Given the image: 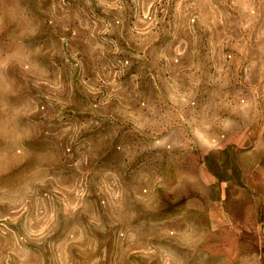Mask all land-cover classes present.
<instances>
[{
  "label": "rangeland",
  "instance_id": "rangeland-1",
  "mask_svg": "<svg viewBox=\"0 0 264 264\" xmlns=\"http://www.w3.org/2000/svg\"><path fill=\"white\" fill-rule=\"evenodd\" d=\"M263 247L264 0H0V264Z\"/></svg>",
  "mask_w": 264,
  "mask_h": 264
},
{
  "label": "crops",
  "instance_id": "crops-1",
  "mask_svg": "<svg viewBox=\"0 0 264 264\" xmlns=\"http://www.w3.org/2000/svg\"><path fill=\"white\" fill-rule=\"evenodd\" d=\"M262 222H263L262 219L254 220L253 222H251V224L247 225V228H250V227H253L255 229L256 228H261V225L263 224ZM242 228H244V227L240 226V229H242ZM235 231L237 232L238 230H235ZM237 233H235V237L238 236ZM235 243L240 245V238L239 237H238V239L235 238L234 244ZM234 250L236 251L235 248H234ZM239 251H240V247L237 248V252H239ZM257 256H258L259 264H264V247H263V249L261 250V252Z\"/></svg>",
  "mask_w": 264,
  "mask_h": 264
}]
</instances>
